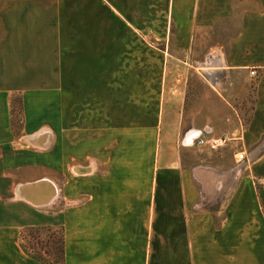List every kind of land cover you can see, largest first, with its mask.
I'll list each match as a JSON object with an SVG mask.
<instances>
[{
    "label": "crops",
    "instance_id": "crops-1",
    "mask_svg": "<svg viewBox=\"0 0 264 264\" xmlns=\"http://www.w3.org/2000/svg\"><path fill=\"white\" fill-rule=\"evenodd\" d=\"M256 1L0 0V264H51L20 244L48 227L63 264H264Z\"/></svg>",
    "mask_w": 264,
    "mask_h": 264
},
{
    "label": "rangeland",
    "instance_id": "rangeland-1",
    "mask_svg": "<svg viewBox=\"0 0 264 264\" xmlns=\"http://www.w3.org/2000/svg\"><path fill=\"white\" fill-rule=\"evenodd\" d=\"M258 6V2L255 0V7L257 8ZM226 33V32H225ZM248 95L247 98L249 99V102H251L252 99V91L251 88L248 84ZM19 95H15L12 98V116H13V123L16 126L19 122V105H18V100H19ZM17 102V103H16ZM16 128V127H15ZM219 150V149H217ZM216 151V150H215ZM241 151V150H239ZM213 152V151H212ZM257 152V151H256ZM240 153V152H239ZM244 156L246 158V154L244 153ZM246 159L243 160L242 162L239 163L238 169L239 171L243 168V164H245ZM208 192H212L214 191L215 188V184L211 185L208 184ZM218 190V189H217ZM224 189H222L223 191ZM219 191V190H218ZM220 201H211V202H207L208 207H214L217 208L220 205ZM49 235L47 232H42L39 234H31L30 236H23L20 237V244L22 245V247L24 248V250H26L27 252H29V254L33 257H36L38 259H46L45 255L42 253V251H40L41 249V244H44L45 242H47L46 240V236Z\"/></svg>",
    "mask_w": 264,
    "mask_h": 264
},
{
    "label": "trees",
    "instance_id": "trees-1",
    "mask_svg": "<svg viewBox=\"0 0 264 264\" xmlns=\"http://www.w3.org/2000/svg\"><path fill=\"white\" fill-rule=\"evenodd\" d=\"M47 232L46 241L41 244L42 253L46 259L41 260L44 263L63 264L65 261V237L62 228H26L21 232V236H30L31 234H39Z\"/></svg>",
    "mask_w": 264,
    "mask_h": 264
},
{
    "label": "bare ground",
    "instance_id": "bare-ground-1",
    "mask_svg": "<svg viewBox=\"0 0 264 264\" xmlns=\"http://www.w3.org/2000/svg\"><path fill=\"white\" fill-rule=\"evenodd\" d=\"M16 193L17 198L21 197L34 205H49L54 201L56 187L52 182L43 180L39 183L30 184L24 187L20 186Z\"/></svg>",
    "mask_w": 264,
    "mask_h": 264
},
{
    "label": "built area",
    "instance_id": "built-area-1",
    "mask_svg": "<svg viewBox=\"0 0 264 264\" xmlns=\"http://www.w3.org/2000/svg\"><path fill=\"white\" fill-rule=\"evenodd\" d=\"M251 76H255V70H251L250 72ZM196 144L198 146H205L208 150L214 151L224 146L225 140L224 139H217V140H210L204 137H198L196 138ZM238 158L240 161L245 160V156L243 152H240L238 155Z\"/></svg>",
    "mask_w": 264,
    "mask_h": 264
}]
</instances>
